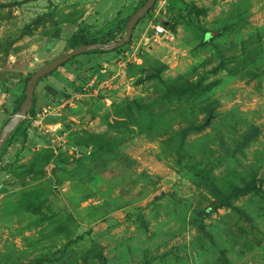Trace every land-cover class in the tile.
I'll use <instances>...</instances> for the list:
<instances>
[{"label": "rangeland", "instance_id": "374dc122", "mask_svg": "<svg viewBox=\"0 0 264 264\" xmlns=\"http://www.w3.org/2000/svg\"><path fill=\"white\" fill-rule=\"evenodd\" d=\"M30 16L0 8V82L72 47ZM129 16L0 146V264H264V0H155L110 50Z\"/></svg>", "mask_w": 264, "mask_h": 264}, {"label": "crops", "instance_id": "0c3cea01", "mask_svg": "<svg viewBox=\"0 0 264 264\" xmlns=\"http://www.w3.org/2000/svg\"><path fill=\"white\" fill-rule=\"evenodd\" d=\"M19 1L22 0H0V4ZM139 1L140 0H33L20 6H15L14 8L17 12H22L27 9L31 11V16L27 19V22L31 23V28L26 39L32 40L28 50H32L35 55L36 49L41 43L42 49L47 52L56 42L67 41L72 35L78 34L81 39H87L98 37L101 35V30L103 28L111 26L112 24L114 26L117 24L116 26L119 25L120 27V24H122L121 22L133 12L134 7L139 4ZM43 15H47V17ZM37 21L41 25L34 26L33 24ZM70 49L72 48L70 47L66 52ZM25 52V50H21L17 55L20 53L25 54ZM74 59L77 65L79 64V68L86 67V65H83L84 63L82 65L80 64L84 60L79 61L76 57ZM10 63H12V61H10ZM7 71L13 74L11 78H6L0 82V85L3 84L7 86L1 93L0 98L2 99V103L5 101V103L8 102L13 106L10 110V112H12L16 105L19 104L20 106L22 103L29 80L27 78H30L33 73L28 75V77L16 68H9ZM74 73L73 67L68 68V66L64 64L63 66L57 67L51 73L39 78L34 84L31 103L25 113V119L31 118L28 113L29 109H31L34 112L31 121L35 120L38 123L37 119H40L38 116L41 110L48 108L49 106L47 104L54 98L51 94L53 91L52 89L58 87L60 84L59 79H61V77H68L69 79H65L66 82L75 83L74 80H76V77ZM38 84L41 85L39 88ZM1 111L2 110H0V112ZM7 116L9 118L12 114L10 113Z\"/></svg>", "mask_w": 264, "mask_h": 264}, {"label": "water", "instance_id": "95a60500", "mask_svg": "<svg viewBox=\"0 0 264 264\" xmlns=\"http://www.w3.org/2000/svg\"><path fill=\"white\" fill-rule=\"evenodd\" d=\"M154 1L155 0H147L145 2V4L139 10H137L131 16H129V18L125 24L124 37L121 40H119L118 42L110 44L108 46L110 50H113L117 47H120L126 43V41L129 38L130 31L134 27L135 22L137 20V15L139 13H141V14L146 13L148 11V9L153 6ZM211 36H212V33H206L204 35V41L208 40V38H210ZM103 48H105V45L96 44V43L84 44V45L77 46V47L71 49L70 51H68L64 56L54 59L52 62H50L49 64H47L43 68H40V69L36 70L35 72H33V74L30 76V78L27 82V86H26V89L24 92V99L19 106L18 113L10 116L7 119V121L5 122V124L0 129V146L5 141L7 136H9L12 133V131H14V129L18 126V124L21 123L25 119V113H26V111L29 108L30 103H31L34 84L39 78L43 77L44 75L51 73L58 66H60L61 64H63L64 62H66L67 60H69L72 57H75L79 54L87 53V52H90L93 50H100Z\"/></svg>", "mask_w": 264, "mask_h": 264}, {"label": "built area", "instance_id": "2783aa9c", "mask_svg": "<svg viewBox=\"0 0 264 264\" xmlns=\"http://www.w3.org/2000/svg\"><path fill=\"white\" fill-rule=\"evenodd\" d=\"M152 32L153 35L156 39H163L164 41L170 42L173 39V36L167 32L160 24H153L152 25ZM121 59H123L121 57ZM125 60V59H123ZM123 62L118 63V67H122ZM103 73V71H102ZM111 80H109L108 78L104 79L103 81L99 82L98 80H96L95 77L90 79V85H88L87 87H92L93 85L95 86L96 90L103 88L107 86V84L110 82ZM41 113L44 114L46 113V110H41ZM36 121L32 120L31 121V125H35Z\"/></svg>", "mask_w": 264, "mask_h": 264}, {"label": "trees", "instance_id": "16d2710c", "mask_svg": "<svg viewBox=\"0 0 264 264\" xmlns=\"http://www.w3.org/2000/svg\"><path fill=\"white\" fill-rule=\"evenodd\" d=\"M28 1H33V0H22V1H19V2H10V3H7V4H0V8H8V7H15V6H20V5H22V4H24V3H27ZM206 33H208V32H206ZM205 33V34H206ZM204 34V35H205ZM77 40L79 41V43H76L77 45H74V42H77ZM203 40H204V37H203ZM67 42H69L70 44H71V48H73V47H77V46H79V45H83V44H92V43H94L95 41H86L84 38H82L81 39V37L78 35V34H75V35H72L68 40H67ZM113 51H114V49H113ZM84 54H86V53H84ZM65 64V62L63 63V64H61L60 66H63ZM59 67V66H58ZM59 102H60V100H57V101H55V104H59ZM18 106H19V104L18 105H16L15 106V108H13V109H15V110H17L18 109ZM15 110H12V113L11 114H13V111L15 112ZM28 113H29V116L31 117V118H27L26 120H27V122H30L31 121V119H32V117L34 116V112H33V110H31V109H29V111H28ZM220 198V197H219ZM40 262L37 260L36 262H34L33 264H39Z\"/></svg>", "mask_w": 264, "mask_h": 264}]
</instances>
